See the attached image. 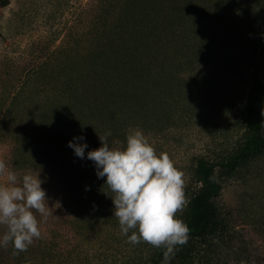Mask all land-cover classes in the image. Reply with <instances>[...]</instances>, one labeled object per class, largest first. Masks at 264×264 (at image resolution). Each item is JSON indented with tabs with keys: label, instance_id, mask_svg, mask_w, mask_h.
<instances>
[{
	"label": "rangeland",
	"instance_id": "rangeland-1",
	"mask_svg": "<svg viewBox=\"0 0 264 264\" xmlns=\"http://www.w3.org/2000/svg\"><path fill=\"white\" fill-rule=\"evenodd\" d=\"M233 5L207 15L175 13L169 31L158 27L159 61L161 46L168 42L174 68L184 62L180 52L187 51L194 64L193 71L183 70L172 81L173 88L180 82L194 86L201 100L198 107L193 102L184 106L175 96L174 113L167 119L160 97L153 128H133L142 130L157 154L167 153L183 171L186 203L177 218L184 223L191 194L192 156L202 155L209 161L227 158L247 137L243 101L250 63L259 57L264 39V0H234ZM126 13L112 10L107 0L0 2V98L7 101L25 75L44 60L58 65L57 79L75 76L77 52L93 45L95 31L113 26V30L145 34L148 20ZM257 75L264 79V61ZM7 104L0 101V108ZM27 106L47 109L40 102ZM110 132V147H122L126 136L118 138L113 127ZM9 150L7 142H0V159L8 165ZM16 172L38 175L43 182L52 215L44 220L37 214L41 238L34 240L31 249L37 251L35 241H47L46 250L53 255L49 264H150L159 248L127 242L113 216V193L106 185L101 191L94 183L92 197L86 200L83 194L74 217L67 195L53 177L42 170ZM219 181L222 189L215 203L226 230L202 239L187 236L186 243L167 252L161 264H264V154ZM4 231L0 226V236ZM0 264H6L1 257Z\"/></svg>",
	"mask_w": 264,
	"mask_h": 264
},
{
	"label": "trees",
	"instance_id": "trees-1",
	"mask_svg": "<svg viewBox=\"0 0 264 264\" xmlns=\"http://www.w3.org/2000/svg\"><path fill=\"white\" fill-rule=\"evenodd\" d=\"M107 1L112 10L119 8L120 12L126 10L128 16L147 19L150 25L146 33L113 30V26L95 31L93 45L80 47L77 52L75 76L57 79L58 65L44 60L25 75L7 101L0 98L1 102H8L0 108V142L10 145L9 166L16 171L42 170L53 177L67 195L74 217L83 194L86 200L92 197L94 183L101 191L105 187V178H97L94 163L86 158L88 151L101 146L99 136L111 127L118 138L127 136L135 127L153 128L160 97L167 119L170 112L174 113L175 96L180 103L185 102L184 106L193 102L198 107L201 98L194 86L180 82L173 88L171 84L183 70L193 71V61L187 51L180 52L184 62L174 68L168 42L161 46L163 55L159 61L158 27L162 25L169 31L171 15L175 13L207 15L234 8V0ZM116 20L112 22L115 24ZM263 61L264 39L259 57L250 63L243 101L247 133L244 142L224 159L209 161L202 155L192 156L185 223L189 238L202 239L226 230L227 224L215 203L222 189L219 180L264 154V79L257 75ZM36 102L46 104L47 109H29L27 105ZM79 137L84 139L74 141ZM69 142L87 144L84 159L75 156L67 146ZM108 143H112L111 136ZM35 244L37 251L31 249L33 241L26 251L15 256L11 244L0 247V257L6 264H49L53 255L46 250L47 241ZM166 253V249L159 248L150 264H161Z\"/></svg>",
	"mask_w": 264,
	"mask_h": 264
},
{
	"label": "clouds",
	"instance_id": "clouds-1",
	"mask_svg": "<svg viewBox=\"0 0 264 264\" xmlns=\"http://www.w3.org/2000/svg\"><path fill=\"white\" fill-rule=\"evenodd\" d=\"M109 136L110 131L99 136L101 146L88 151L86 158L113 193V216L121 234L132 245L143 242L167 252L186 243L189 229L177 218L186 203L183 171L167 153L157 154L140 129L131 130L122 147H110ZM67 146L76 157L85 158L87 144L69 142ZM42 183L38 175H19L0 159V226L5 229L0 247L11 244L14 256L41 238L37 214L44 220L52 215Z\"/></svg>",
	"mask_w": 264,
	"mask_h": 264
}]
</instances>
